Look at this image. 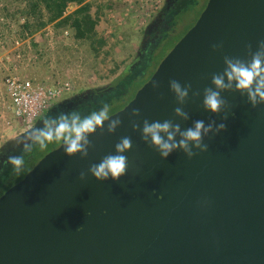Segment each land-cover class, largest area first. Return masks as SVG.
<instances>
[{
  "label": "water",
  "instance_id": "1",
  "mask_svg": "<svg viewBox=\"0 0 264 264\" xmlns=\"http://www.w3.org/2000/svg\"><path fill=\"white\" fill-rule=\"evenodd\" d=\"M57 135L0 197V264H264V0H209L121 111Z\"/></svg>",
  "mask_w": 264,
  "mask_h": 264
},
{
  "label": "rangeland",
  "instance_id": "2",
  "mask_svg": "<svg viewBox=\"0 0 264 264\" xmlns=\"http://www.w3.org/2000/svg\"><path fill=\"white\" fill-rule=\"evenodd\" d=\"M208 1L209 0H200L197 5L192 2L187 5L184 11L185 15L183 14L184 17H180L176 23L174 33L160 45L155 59L153 60L155 64L160 60L162 61L172 48L183 38L188 28L196 22L198 14ZM94 2L92 10L93 15H95L98 9H100V11L102 10V21L98 25V33L103 34L106 30L112 31V36H107V44L97 56L91 52L88 46L73 45L68 39L57 37L52 46H50L43 38L42 40L45 41L39 42L36 48L31 46L30 51H24L22 53L23 58L21 62L17 64L19 75L29 78L34 82L50 84L70 81L73 84V91L57 98L56 101L53 102L54 107L52 110L59 104H65L70 99H75L81 91L100 90L110 86L117 78L123 75L126 69L131 65H135L144 28L154 18L153 17L148 23L144 24V17L141 14L134 15V10H131V8L127 6L129 2H118L116 0H94ZM161 2L162 0H160V7ZM108 4L112 6V9L104 10L103 7ZM75 9L76 7L72 6L69 12L71 13ZM128 9L130 11H127ZM111 12L116 16L117 20L115 23H109L106 20V17L108 14H111ZM119 23L121 24L120 26L117 25ZM139 23H141V25H139ZM9 40L10 38L0 27V41L3 42L5 49L11 48ZM1 95H4L3 74H0V96ZM117 106L118 105L113 107L109 106L99 112L96 110L93 116L90 115L85 117L84 121H80L75 125L74 123L70 124V129L63 132L64 138L70 139L75 137L93 124L112 116L111 114ZM52 110L51 114L53 113ZM48 113L49 114L46 113L41 118L36 119L34 123L45 121L50 115V112ZM95 121L97 122L93 123ZM13 124L15 128L12 133L6 134L3 138H1L0 135V156L9 152L5 149V146L10 139L24 134L27 131H31V133H36L31 140L32 142L37 135L33 126L29 129H24L22 126L15 123ZM59 145L60 142L54 140L46 147L43 146L41 151L43 150L42 152L45 151L48 154L58 148Z\"/></svg>",
  "mask_w": 264,
  "mask_h": 264
},
{
  "label": "trees",
  "instance_id": "3",
  "mask_svg": "<svg viewBox=\"0 0 264 264\" xmlns=\"http://www.w3.org/2000/svg\"><path fill=\"white\" fill-rule=\"evenodd\" d=\"M94 3V0H0V27L10 38V43L14 40H31V46L36 48V37L39 36L38 39L42 40V32L51 26L56 37L68 39L73 45L88 46L97 56L106 46L107 38L99 36L97 32L102 10L98 9L93 15ZM71 5L76 9L66 15ZM205 6L196 19L199 18ZM103 9L111 10L112 6L108 4ZM194 24L188 28L187 32ZM64 32H68L69 37H62ZM154 59H143L141 64L124 72L106 91L99 93L95 103L83 107L67 118L65 122L67 130L70 129V124L75 125L84 121L85 117L93 116L96 110L99 112L109 106L118 105L111 115L121 111L132 101L135 94L148 82L157 69L161 60L155 64ZM45 112L49 114L48 111ZM45 112L39 118L44 116ZM55 139L58 140L57 137L53 139L46 137L41 144L32 146L24 153V157L20 158L19 162H16L0 179V197L23 180L32 168L47 155L45 151H41V148L51 144Z\"/></svg>",
  "mask_w": 264,
  "mask_h": 264
},
{
  "label": "built area",
  "instance_id": "4",
  "mask_svg": "<svg viewBox=\"0 0 264 264\" xmlns=\"http://www.w3.org/2000/svg\"><path fill=\"white\" fill-rule=\"evenodd\" d=\"M118 2H129L127 6L134 10V15L141 14L144 17V24L148 23L156 16L160 10V0H116ZM131 3V5H130ZM69 6L66 15L69 14ZM127 11H130L129 9ZM104 20V19H103ZM107 22L115 23L116 16L108 14ZM102 21V19H101ZM100 21V22H101ZM2 22V20H1ZM120 26L121 24H117ZM141 25V23H139ZM47 44L52 46L57 39L53 28L47 27L42 32ZM110 35V36H109ZM106 38L112 36L111 30H106ZM62 37H69L68 32H64ZM31 49V40H14L10 49H5L0 41V74H3L4 95L0 96V135L1 138L8 133H12L15 128L13 120L20 121L24 129H29L43 112L62 95L73 91V84L70 81L56 83L34 82L29 78L21 77L18 73V65L23 52ZM10 118H9V117Z\"/></svg>",
  "mask_w": 264,
  "mask_h": 264
},
{
  "label": "flooded vegetation",
  "instance_id": "5",
  "mask_svg": "<svg viewBox=\"0 0 264 264\" xmlns=\"http://www.w3.org/2000/svg\"><path fill=\"white\" fill-rule=\"evenodd\" d=\"M191 2L197 5L200 0H162L160 10L144 28L141 45L138 49L134 66L141 64L143 59L151 60L155 58L160 45L174 33L176 23L180 17H184V11ZM108 88L109 86L100 90L81 91L75 99H70L65 104L57 105L54 110H52L54 107L52 104L46 110L50 112V115L45 121L33 124V128L37 132L34 140L22 150H12L0 156V179L16 162H19L20 158L24 157V153H26L28 149L30 150L32 146L41 144L46 137L52 139L54 137L58 138L57 133L63 136V132L67 130V126H65L66 119L83 107L95 103L98 94L106 91ZM51 110L53 112L52 114ZM72 138H66L67 140L64 139L69 141Z\"/></svg>",
  "mask_w": 264,
  "mask_h": 264
},
{
  "label": "crops",
  "instance_id": "6",
  "mask_svg": "<svg viewBox=\"0 0 264 264\" xmlns=\"http://www.w3.org/2000/svg\"><path fill=\"white\" fill-rule=\"evenodd\" d=\"M99 25V24H98ZM98 28V27H97ZM97 32H98V30H97ZM99 34V33H98ZM105 35V32H103V34H99V36H104ZM38 37L39 36H37L36 37V42H37V44L39 43V42H41L42 40H40V39H38ZM13 120V123H15V124H17V125H19V126H22V123L20 122V121H17V120H14V119H12Z\"/></svg>",
  "mask_w": 264,
  "mask_h": 264
}]
</instances>
